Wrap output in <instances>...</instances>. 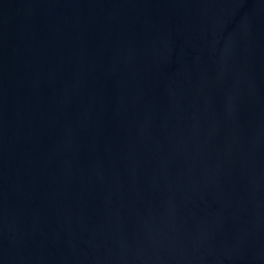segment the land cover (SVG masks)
Here are the masks:
<instances>
[{"label":"water","instance_id":"water-1","mask_svg":"<svg viewBox=\"0 0 264 264\" xmlns=\"http://www.w3.org/2000/svg\"><path fill=\"white\" fill-rule=\"evenodd\" d=\"M0 264H264V0H0Z\"/></svg>","mask_w":264,"mask_h":264}]
</instances>
